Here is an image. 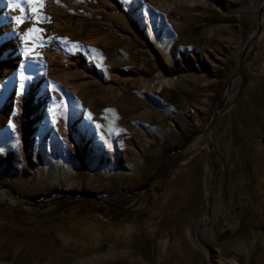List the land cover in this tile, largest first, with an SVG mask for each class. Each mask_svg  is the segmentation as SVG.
I'll list each match as a JSON object with an SVG mask.
<instances>
[{
  "label": "rangeland",
  "instance_id": "rangeland-1",
  "mask_svg": "<svg viewBox=\"0 0 264 264\" xmlns=\"http://www.w3.org/2000/svg\"><path fill=\"white\" fill-rule=\"evenodd\" d=\"M13 2L0 264H264V0ZM70 191L133 213L102 251L34 221Z\"/></svg>",
  "mask_w": 264,
  "mask_h": 264
},
{
  "label": "trees",
  "instance_id": "trees-1",
  "mask_svg": "<svg viewBox=\"0 0 264 264\" xmlns=\"http://www.w3.org/2000/svg\"><path fill=\"white\" fill-rule=\"evenodd\" d=\"M165 178L160 180L162 185ZM159 190L157 193H160ZM73 199H60L51 202L52 210L41 213L35 222L40 227H46L58 234L68 242V248L82 254L102 251L107 244L115 240L118 229L129 223L133 215L128 210H122L117 200L110 201L105 198H94L88 194H76L70 191ZM58 197H66L59 194ZM75 197V198H74ZM30 201H37L30 198ZM98 216L101 220L90 218ZM95 225L99 226L96 231H90ZM141 245L145 244L143 238ZM143 248V247H142Z\"/></svg>",
  "mask_w": 264,
  "mask_h": 264
},
{
  "label": "snow or ice",
  "instance_id": "snow-or-ice-1",
  "mask_svg": "<svg viewBox=\"0 0 264 264\" xmlns=\"http://www.w3.org/2000/svg\"><path fill=\"white\" fill-rule=\"evenodd\" d=\"M29 3L33 4V5H39L42 6V2L41 0H29ZM8 7L10 9H15L20 7L19 3H14L13 0H9V4ZM32 12H36L38 11V8L33 7L30 9ZM13 20H15L18 24L23 22V17H13ZM38 31H42V29H30L28 31H25L24 35L25 37H28L29 39H32L35 37V33ZM31 33V35H30ZM34 49H28V51H33Z\"/></svg>",
  "mask_w": 264,
  "mask_h": 264
},
{
  "label": "water",
  "instance_id": "water-1",
  "mask_svg": "<svg viewBox=\"0 0 264 264\" xmlns=\"http://www.w3.org/2000/svg\"><path fill=\"white\" fill-rule=\"evenodd\" d=\"M258 30H259V25H258ZM254 37H255V35H254V36H251V37L248 39V42L246 43L245 48H244V52L246 51L248 45L250 44V42L253 40ZM121 209H122V208H121Z\"/></svg>",
  "mask_w": 264,
  "mask_h": 264
},
{
  "label": "bare ground",
  "instance_id": "bare-ground-1",
  "mask_svg": "<svg viewBox=\"0 0 264 264\" xmlns=\"http://www.w3.org/2000/svg\"><path fill=\"white\" fill-rule=\"evenodd\" d=\"M19 109H20V110H19L20 112H22V111L25 110L23 107H20ZM0 196H3V195L0 193Z\"/></svg>",
  "mask_w": 264,
  "mask_h": 264
}]
</instances>
